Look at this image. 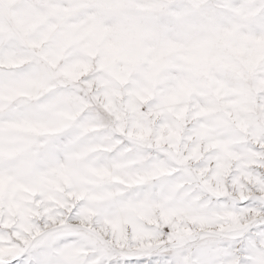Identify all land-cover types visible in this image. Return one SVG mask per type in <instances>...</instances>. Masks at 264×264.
<instances>
[{
    "label": "snow or ice",
    "instance_id": "1",
    "mask_svg": "<svg viewBox=\"0 0 264 264\" xmlns=\"http://www.w3.org/2000/svg\"><path fill=\"white\" fill-rule=\"evenodd\" d=\"M0 264H264V0H0Z\"/></svg>",
    "mask_w": 264,
    "mask_h": 264
}]
</instances>
